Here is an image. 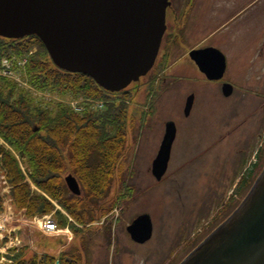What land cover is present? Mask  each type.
<instances>
[{
  "label": "rangeland",
  "instance_id": "rangeland-1",
  "mask_svg": "<svg viewBox=\"0 0 264 264\" xmlns=\"http://www.w3.org/2000/svg\"><path fill=\"white\" fill-rule=\"evenodd\" d=\"M253 1L192 0L165 72L156 82L152 78L151 84L150 75L132 82L124 98L60 95L19 80L22 85L16 86L33 97L66 104L74 112L80 111L72 104L85 105L88 111L122 105L126 126L124 149L105 202L108 210L97 212L79 231L68 228L70 238L65 229L68 223L62 226L67 231L61 233L63 237L45 234L37 228L42 214L23 215L11 206L10 224L22 231V243L28 245L23 251L26 257L42 252L56 255L76 246L80 264H178L232 210H220L221 205L231 199L235 206L241 200L255 177L234 188L237 176L245 172L248 160L256 158L253 152L264 142V0L248 7ZM243 8L246 12L231 19L227 29L211 33ZM168 15L170 22L173 12ZM210 33L213 36L208 39ZM209 44L221 47L229 58L222 80L232 81L234 87L226 96L218 82L200 77L186 56L191 47ZM170 75L178 76L170 79ZM188 94L194 99L185 115ZM168 120L175 123L176 132L166 172L156 180L151 162ZM259 156L258 167L264 163V150ZM8 185L0 173V192H7ZM141 213L149 215L152 235L137 243L126 225ZM4 217L8 214L2 210L0 219Z\"/></svg>",
  "mask_w": 264,
  "mask_h": 264
},
{
  "label": "water",
  "instance_id": "water-1",
  "mask_svg": "<svg viewBox=\"0 0 264 264\" xmlns=\"http://www.w3.org/2000/svg\"><path fill=\"white\" fill-rule=\"evenodd\" d=\"M168 0H0V36L35 35L53 63L90 76L99 86L117 91L152 66L164 31ZM208 78L220 77L223 57L208 47L190 51ZM227 95L231 87L222 85ZM187 97L184 113L191 106ZM175 134L172 121L165 130L151 173L166 170ZM73 194L80 189L74 176L64 177ZM148 214L134 218L126 229L138 242L151 234ZM187 255V254H186ZM179 264H264V167L238 206Z\"/></svg>",
  "mask_w": 264,
  "mask_h": 264
},
{
  "label": "trees",
  "instance_id": "trees-1",
  "mask_svg": "<svg viewBox=\"0 0 264 264\" xmlns=\"http://www.w3.org/2000/svg\"><path fill=\"white\" fill-rule=\"evenodd\" d=\"M34 44L37 49L29 57L26 70L35 88L83 97L110 94L84 73L57 68L35 36H0V56L19 54ZM111 94L124 98L128 91ZM125 127L122 105L110 104L103 111L74 112L66 104L35 98L1 77L0 169L14 206L27 216L54 211L60 225L67 224V217L52 201L82 225L94 220L97 212H107L105 202L124 149ZM68 172L80 185L79 195L68 194L63 180ZM69 225L79 231L72 222ZM24 249L12 255V264H80L76 246L57 257L48 253L26 257Z\"/></svg>",
  "mask_w": 264,
  "mask_h": 264
},
{
  "label": "flooded vegetation",
  "instance_id": "flooded-vegetation-1",
  "mask_svg": "<svg viewBox=\"0 0 264 264\" xmlns=\"http://www.w3.org/2000/svg\"><path fill=\"white\" fill-rule=\"evenodd\" d=\"M191 2L192 0H178V1L170 0V3L168 7L166 8V28H165V32H164V35L161 41V45H160V51H159L160 53L158 55L159 58L156 61L159 69L151 73L152 75H156L155 82L161 77V72L163 73L165 72V67L168 64L169 57L171 55L173 46L176 42H178V39L180 37V28L184 24V18H186L185 14ZM170 11L173 12V16H172V20L169 22V15L167 17V14H170ZM199 47H203V46H199ZM193 48H196V47H193ZM193 48L191 47L190 49H193ZM188 51H187L186 56H188ZM194 67L198 70L196 65H194ZM173 76H178V75H170V79L176 78ZM220 80H222V78ZM222 83L224 82L221 81V84ZM254 172L255 171H253V173ZM103 230L104 229H102L101 231Z\"/></svg>",
  "mask_w": 264,
  "mask_h": 264
},
{
  "label": "built area",
  "instance_id": "built-area-1",
  "mask_svg": "<svg viewBox=\"0 0 264 264\" xmlns=\"http://www.w3.org/2000/svg\"><path fill=\"white\" fill-rule=\"evenodd\" d=\"M5 63H7V62L5 61ZM7 221H8V219L6 217L0 219V233L3 231L8 232L10 229L13 228V226L6 225ZM39 226H41L42 229L47 231V232H52V233L63 232L62 230H59L56 228L54 221L49 217H44L40 221ZM1 237H2V235L0 234V238Z\"/></svg>",
  "mask_w": 264,
  "mask_h": 264
},
{
  "label": "crops",
  "instance_id": "crops-1",
  "mask_svg": "<svg viewBox=\"0 0 264 264\" xmlns=\"http://www.w3.org/2000/svg\"><path fill=\"white\" fill-rule=\"evenodd\" d=\"M227 23H228V19H226L224 22H223V24L221 25V26H219V27H217L214 31L216 32V30H217V32L216 33H218V31L219 32H222L223 31V29H226V25H227ZM213 36V35H212ZM212 36H211V38H212ZM209 38V37H208ZM205 39V38H204ZM203 39V40H204ZM206 39H207V37H206ZM216 46H218V45H216ZM239 46V45H238ZM221 48V47H220ZM222 49V48H221Z\"/></svg>",
  "mask_w": 264,
  "mask_h": 264
}]
</instances>
